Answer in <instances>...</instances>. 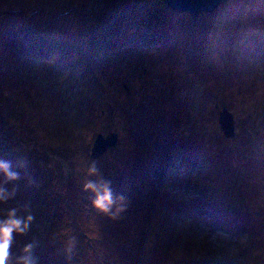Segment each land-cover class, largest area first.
I'll return each mask as SVG.
<instances>
[{
    "label": "rangeland",
    "instance_id": "1",
    "mask_svg": "<svg viewBox=\"0 0 264 264\" xmlns=\"http://www.w3.org/2000/svg\"><path fill=\"white\" fill-rule=\"evenodd\" d=\"M167 6L0 0V160L21 164L20 180L43 169L46 183L37 177L27 188L50 199L24 192L27 203H0V218L34 211L29 231L14 234L10 264L44 205L69 203L80 230L112 240L94 241L100 264H264V0L200 13ZM98 135L117 142L93 156ZM92 161L99 175L88 177ZM101 178L125 197L115 219L83 191ZM19 185L7 187L20 195ZM39 252L37 264L52 263Z\"/></svg>",
    "mask_w": 264,
    "mask_h": 264
},
{
    "label": "trees",
    "instance_id": "2",
    "mask_svg": "<svg viewBox=\"0 0 264 264\" xmlns=\"http://www.w3.org/2000/svg\"><path fill=\"white\" fill-rule=\"evenodd\" d=\"M158 1L161 2L163 5L165 4V6H167V3L164 0H158ZM167 9L171 10L173 12H177L176 10L171 9L168 6H167ZM117 20L121 21L120 18H118ZM116 22H117V24L114 25L115 24L114 23L113 25L115 27L116 26L119 27L118 26L119 22L118 21H116ZM48 43H50V45L54 46V43L51 42L50 40L48 41ZM37 44H38L37 46L40 45L39 43H37ZM57 47H58V45H55V47L53 49H56ZM0 148H1V145H0ZM14 151H15V149H14ZM17 165H19L21 167V164H19L17 162H13L12 163L13 170L17 171L16 170V168L18 167ZM27 171L28 170L26 169L25 173ZM53 171H54V169H53ZM17 172H19V171H17ZM44 175H45V172H44L43 169H42V172H36V173L28 171L27 174H26L27 177H26L25 180L22 179V180H18L17 181V182L20 183L19 188L17 186L18 190L22 188L21 192H18L21 196L16 194L12 198V200H15L13 202L16 205H19L20 201L23 202V203L25 201L27 203L29 197H27L26 199L23 198L24 197V192L28 196L30 195L31 199H32V195L34 193L38 197L41 196L43 198V202L46 201V200L50 201V199L48 197H47V199L44 198V193L40 194L38 191H36V189H33L31 187H30V189L27 188V186L30 183V181L37 179V177L41 178L43 180V181L41 180L42 183L45 184L46 181L44 180ZM55 177H56V173H53L52 175H50L48 177V179H47V185H50L51 184L50 183L51 179L52 178L55 179ZM57 178H60V176L58 175ZM70 179H72V176H70V174H69L67 179H66V182L68 181V183H67L68 186L72 184ZM56 183H60L59 180ZM15 184H17V183H15ZM64 185L65 184H63V186ZM6 187H7V185H6ZM12 188L13 187H11V189ZM24 188L27 191H24ZM8 189L11 190L10 188H8ZM50 189H52V188H50ZM66 189H68V188L66 187ZM61 190L64 191L62 188H61ZM67 192L68 191H66L65 193H67ZM62 195L63 194L58 193L56 195L57 196L56 199L59 200L58 201L59 203L65 205L62 201H60V199L62 198ZM49 201H47V202H49ZM44 206H46V208H44L42 210V215H43L44 218L40 219L42 223H40V220L37 219L36 220V226H33V230H32L35 233H37L38 238H36L37 236L36 237L33 236V235H35V233H33L31 235L32 237L30 239H28V240H22L21 238H19V241H21V242H23L25 244H28V243H34L35 244V248H34V251H33V256L36 259V262L37 263L39 262V260H37V259L40 256V252H39V250H40L41 253H44L46 255V257L51 259L50 260V261H52L51 264H93L94 260H95V262L97 264H100L101 255H99V253L97 252L98 251L97 247L99 246V244H97V247H96L95 244H94V241H96V242L99 241L101 243L102 242H105V243L110 242V243H112L111 242L112 240L110 239L108 241V240H100L98 238H92V237L89 236V233H88L89 230H88V232H84V231L80 230L79 229L80 227H82V228H85V227L82 226L80 222H77L76 211H75V209L72 207V205L70 203H69V205H65L66 206L65 209L64 208H60V207H58V208H56V207L51 208L50 207L49 208V204H45ZM31 209H33V207H31V208L29 207V210H25V207H24L22 216H24L25 212H27V211H30V213L32 215H34V211H32ZM17 214L19 216H21V210H19ZM62 216H65V217H63L61 219L60 217H62ZM71 218H72V220H71ZM66 219H68V221ZM63 220H66V222H63ZM42 225H43L44 229H49L50 231L56 230V232L53 235H49V236L41 234V237H40L38 235V233H39V231L41 229H43ZM30 228H31V225H30ZM69 228H73V230L69 229ZM68 233L73 234V236H78V237L82 238L83 241H80V243L76 242L75 245H74L73 244L74 239H73V237L68 236ZM85 233L87 234V236L85 235ZM88 240H91V241H88ZM114 242H117V241H114ZM42 244L44 246H46V249L42 250V248H41ZM98 248L100 249V247H98ZM14 249H15V251H17V253L21 252V251L18 250L19 248H14ZM100 250H102V249H100ZM11 255H12V252H11Z\"/></svg>",
    "mask_w": 264,
    "mask_h": 264
},
{
    "label": "clouds",
    "instance_id": "3",
    "mask_svg": "<svg viewBox=\"0 0 264 264\" xmlns=\"http://www.w3.org/2000/svg\"><path fill=\"white\" fill-rule=\"evenodd\" d=\"M0 175L3 177L0 180V203H5L12 199L17 191L15 187L9 190L6 185L20 180L21 177L19 172L13 170L11 162L4 160H0ZM86 175L88 177L99 175V169L95 161H92L87 167ZM83 191L93 194L91 203L97 211L110 215L113 219L126 210L125 197L114 195L110 181L103 178L99 180L86 179L83 184ZM24 207L25 210H29L28 205ZM17 213V208H11L4 218H0V264H10V250L13 245L14 234L25 235L34 220V216L30 214V211L26 216H19ZM34 248V243L26 244L22 249L23 254L17 258L16 264H37L33 256Z\"/></svg>",
    "mask_w": 264,
    "mask_h": 264
},
{
    "label": "water",
    "instance_id": "4",
    "mask_svg": "<svg viewBox=\"0 0 264 264\" xmlns=\"http://www.w3.org/2000/svg\"><path fill=\"white\" fill-rule=\"evenodd\" d=\"M167 5L179 11H187L190 13H200L204 11H212L221 3L227 0H164ZM220 126L224 130L226 136L234 135V124L232 115L226 108L220 114ZM117 137L104 139L103 135H98L93 148L92 155L98 156L103 154L108 148L115 145Z\"/></svg>",
    "mask_w": 264,
    "mask_h": 264
}]
</instances>
